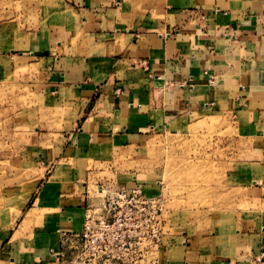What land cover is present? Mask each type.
I'll list each match as a JSON object with an SVG mask.
<instances>
[{
    "label": "crops",
    "instance_id": "crops-1",
    "mask_svg": "<svg viewBox=\"0 0 264 264\" xmlns=\"http://www.w3.org/2000/svg\"><path fill=\"white\" fill-rule=\"evenodd\" d=\"M62 4L75 11L83 35L75 38L73 29L71 36L59 37L46 30L41 35L53 48L45 41H32L12 54L14 64L27 60L36 76L42 75L44 85L38 84L36 90L47 107L59 102L70 106L57 133L70 141L51 144L46 154L53 158L54 153L69 152L74 160L106 158L133 148L163 127L204 117L209 109L235 110L233 123L247 134L253 157L235 174L231 223L207 228L200 235L183 234L185 224L169 217L158 261L258 264L264 254V0H62ZM43 48L52 50L39 54ZM1 60L10 67L9 58L0 55ZM239 95H244L246 108L235 109ZM89 173L67 177L62 167L55 168L43 185L52 190V198L27 210L15 228L12 222V230L10 226L0 231V264H66L53 251L64 234L82 229L85 186L77 177L87 175L89 180ZM120 180L128 189L138 185Z\"/></svg>",
    "mask_w": 264,
    "mask_h": 264
},
{
    "label": "rangeland",
    "instance_id": "rangeland-1",
    "mask_svg": "<svg viewBox=\"0 0 264 264\" xmlns=\"http://www.w3.org/2000/svg\"><path fill=\"white\" fill-rule=\"evenodd\" d=\"M73 29L77 30L75 38L84 33L75 11L62 0H0V55L11 60L10 67L0 61V231L12 222L15 228L27 210L52 198V190L43 185L56 167H62L67 177L78 171L90 172L89 180L87 175L77 177L78 183L85 186V210L98 208L104 195L123 185L120 178H127L147 195L161 196L164 221L167 224L170 217L174 223H184L183 234L189 231L200 235L207 228L229 225L233 219L232 199L237 195L233 188L237 184L235 174L253 157L244 137L247 134L233 123V109L223 113L209 109L204 117L163 127L133 148L106 158L74 160L69 152L59 156L54 153L53 158L46 154L51 144L69 143L57 133L70 106L59 102L53 108L47 107L41 91L36 90L44 82L42 75L36 76L27 60L14 64L12 54L32 41H45L53 48L42 32L50 30L67 37ZM50 50L43 48L39 54ZM49 91L54 93L53 89ZM242 96H238L239 106L235 109L247 107ZM43 132L48 135L39 137ZM173 234L177 236L178 232ZM258 264H264V254Z\"/></svg>",
    "mask_w": 264,
    "mask_h": 264
},
{
    "label": "built area",
    "instance_id": "built-area-1",
    "mask_svg": "<svg viewBox=\"0 0 264 264\" xmlns=\"http://www.w3.org/2000/svg\"><path fill=\"white\" fill-rule=\"evenodd\" d=\"M164 211L161 196L122 186L87 207L82 229L64 234L53 253L66 264H157Z\"/></svg>",
    "mask_w": 264,
    "mask_h": 264
},
{
    "label": "bare ground",
    "instance_id": "bare-ground-1",
    "mask_svg": "<svg viewBox=\"0 0 264 264\" xmlns=\"http://www.w3.org/2000/svg\"><path fill=\"white\" fill-rule=\"evenodd\" d=\"M103 193V190L100 191V194Z\"/></svg>",
    "mask_w": 264,
    "mask_h": 264
}]
</instances>
